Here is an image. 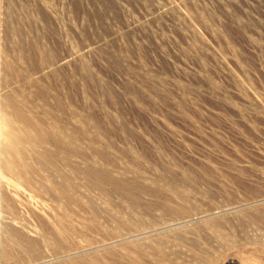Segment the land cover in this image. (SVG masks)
Here are the masks:
<instances>
[{"label": "rangeland", "instance_id": "374dc122", "mask_svg": "<svg viewBox=\"0 0 264 264\" xmlns=\"http://www.w3.org/2000/svg\"><path fill=\"white\" fill-rule=\"evenodd\" d=\"M93 261L264 264V0H0V264Z\"/></svg>", "mask_w": 264, "mask_h": 264}, {"label": "bare ground", "instance_id": "6f19581e", "mask_svg": "<svg viewBox=\"0 0 264 264\" xmlns=\"http://www.w3.org/2000/svg\"><path fill=\"white\" fill-rule=\"evenodd\" d=\"M129 190H130V189H129ZM129 195H130V194H129ZM135 261H136V260H135ZM97 262H98V261H96V262L93 261L91 264H99V263H97Z\"/></svg>", "mask_w": 264, "mask_h": 264}]
</instances>
